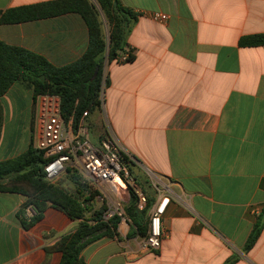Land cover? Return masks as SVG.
<instances>
[{
  "label": "crops",
  "instance_id": "0c3cea01",
  "mask_svg": "<svg viewBox=\"0 0 264 264\" xmlns=\"http://www.w3.org/2000/svg\"><path fill=\"white\" fill-rule=\"evenodd\" d=\"M47 1L0 0V12ZM118 1L138 16L126 35L132 59L105 66L101 110L90 115L132 158L135 189L150 205L160 195L169 201L158 250L144 251V238L128 237L127 218L115 238L82 250L84 263L225 264L234 257V264H264V227L242 251L264 206V46L238 45L242 37L264 35V0ZM0 41L59 67L83 55L88 35L82 19L68 14L0 25ZM17 85L1 98L0 162L29 144L11 128L18 90L32 101ZM25 201L0 193V264H59L61 254L49 249L79 220L48 206L24 230L16 213Z\"/></svg>",
  "mask_w": 264,
  "mask_h": 264
},
{
  "label": "trees",
  "instance_id": "16d2710c",
  "mask_svg": "<svg viewBox=\"0 0 264 264\" xmlns=\"http://www.w3.org/2000/svg\"><path fill=\"white\" fill-rule=\"evenodd\" d=\"M95 2L96 6L89 0H52L0 12V25L22 24L75 14L84 22L88 35V44L83 55L78 60L59 67L52 65L41 55L20 47L8 46L0 41V137L3 125L1 98L14 84H19L31 92L33 109L39 96L58 97L61 117L65 121L72 120L75 132L84 114L90 115L101 110L102 93L107 88L104 68L112 62L123 64L131 61L130 52L125 50L126 35L138 16L123 7L118 0ZM101 16L108 28L107 38L103 32ZM238 45L264 46V35L242 37ZM96 67L98 72L92 79ZM104 133H107V130ZM125 159L129 160L130 166L133 164L132 158L127 156ZM46 162L43 152L34 148L31 135L24 152L0 162V193L18 194L26 198L16 213V218L24 230L30 229L40 221L48 206L60 210L72 220H79L76 229L61 237L49 251L61 254L59 264H85L81 257L82 250L99 239L115 238L120 218L115 215L104 221V206L91 212L98 193L90 191L88 186L82 183L80 176L72 170H68L66 175L75 186V194L49 183L43 172ZM128 190L130 199L124 207L125 216L132 224L128 237L134 235L146 238L148 209L139 210L134 191L131 188ZM27 207H31L35 213L31 218L25 216ZM263 227L264 206L242 248L244 253L255 245ZM235 262L236 258L233 257L225 264Z\"/></svg>",
  "mask_w": 264,
  "mask_h": 264
},
{
  "label": "built area",
  "instance_id": "2783aa9c",
  "mask_svg": "<svg viewBox=\"0 0 264 264\" xmlns=\"http://www.w3.org/2000/svg\"><path fill=\"white\" fill-rule=\"evenodd\" d=\"M164 20L165 16H158ZM126 55L123 56V60ZM103 102V93L101 105ZM80 120L77 131L73 130L72 120L65 121L61 117L60 99L56 96L42 95L37 97L34 104V148L43 152L46 164L43 167L45 179L52 183L68 170H76L82 183L92 192H97V199L107 202L108 210L103 214L104 221L118 216L120 222L129 221L122 211L121 196L129 194V188L135 191L137 208L149 210L148 235L143 239L141 248L144 251H154L160 248L162 229L161 217L164 215L168 197L160 195L158 200L150 205L147 197L135 189L134 181L129 170L127 153L106 133L93 146L83 139L85 130ZM129 157V156H128ZM31 207L25 209L26 218L34 215Z\"/></svg>",
  "mask_w": 264,
  "mask_h": 264
},
{
  "label": "rangeland",
  "instance_id": "374dc122",
  "mask_svg": "<svg viewBox=\"0 0 264 264\" xmlns=\"http://www.w3.org/2000/svg\"><path fill=\"white\" fill-rule=\"evenodd\" d=\"M89 1L96 6L95 0H89ZM101 19L103 22V32H104L105 37L107 38L108 28H107V25H106L102 16H101ZM105 79H106V77H105V73H104V80ZM18 86L19 85H17V87ZM18 95L20 98L19 110H18V112H15L16 117L14 118V121L12 122L11 128L13 130L14 129L17 130L18 141L20 143H24L25 141L27 143H29L31 135H32V139L34 142L35 126H34V111H33L34 109L32 106V101L22 90H20V91L18 90ZM91 116L92 115H89V117L82 122L81 126H82V128L85 129L83 131V133H84L83 139L86 140L89 144H91L93 146H97L98 140L103 138L106 134V133H104V131H106V126L101 124V133H100L98 131V128L100 126L95 125V122L92 121ZM31 125L33 126L32 127L33 128L32 134L30 131ZM33 146H34V144H33ZM15 153H17V151L12 152V155H15ZM73 172L75 174H77V171L75 169L73 170ZM51 184L58 185L61 188L68 191L69 193L75 194V191H76L75 186L71 182V179H69L68 175H62L58 180L52 182ZM97 196L98 195H96V197ZM96 197H95V203H93V205L91 207V210H92L91 212L97 211V210H99L100 207L104 206L105 207L104 213H105L108 210L107 202L104 199L99 200ZM126 199H127L126 194L122 195L120 198V200H126ZM121 206H122V211L125 215V212H124L125 206H124L123 201H121ZM87 216H89V214Z\"/></svg>",
  "mask_w": 264,
  "mask_h": 264
},
{
  "label": "water",
  "instance_id": "95a60500",
  "mask_svg": "<svg viewBox=\"0 0 264 264\" xmlns=\"http://www.w3.org/2000/svg\"><path fill=\"white\" fill-rule=\"evenodd\" d=\"M97 72H98V67L95 68L93 76H92V79L96 77ZM41 80L44 81V77L43 76H41Z\"/></svg>",
  "mask_w": 264,
  "mask_h": 264
}]
</instances>
